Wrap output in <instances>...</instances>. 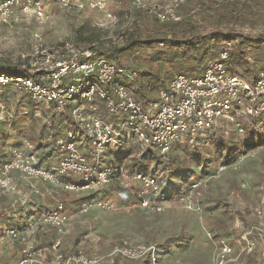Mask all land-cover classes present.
Listing matches in <instances>:
<instances>
[{
    "label": "rangeland",
    "instance_id": "obj_1",
    "mask_svg": "<svg viewBox=\"0 0 264 264\" xmlns=\"http://www.w3.org/2000/svg\"><path fill=\"white\" fill-rule=\"evenodd\" d=\"M130 4L131 0H109L107 11H81L67 10L50 2L44 19L32 9L16 10L8 23H0V65L9 68L19 64L28 69L31 57L61 42L90 45L78 33L84 23L90 22L98 35L92 44L128 68L139 70L136 81L146 93L154 95L156 89L166 86L178 74L201 73L207 58L216 53L224 40L216 38L211 43V53L203 45L189 46L193 54L190 58L185 57L182 44L217 32L235 36L238 51L230 62L235 73L248 80L264 73V0H187L180 9L183 19L178 24H160L143 13H136L131 24ZM194 11L197 16L191 15ZM120 32H126L127 37L113 46ZM35 34L40 37L35 38ZM133 38L138 43L128 48ZM127 85L140 98L136 83L128 81ZM100 109L107 119L104 109ZM53 117L49 104L41 103L34 108V100L26 91L0 85V161L24 141L39 143L49 130L47 120ZM250 121L239 116L215 132L196 136L193 143L175 146L170 154L143 158L150 172L159 176L163 184L168 180L179 182L182 195L191 189V181L206 182L202 196L195 200V210L184 207L179 199L181 194L170 198L164 212L157 213L134 206L139 189L122 190L111 185L96 191L71 193L46 184L55 192L51 200L63 201L71 217L64 235L50 234L55 241H61L60 251L67 256L81 251L91 259H100L99 264H150L148 260L134 261L113 255L116 249L126 245L154 246L158 264H216L222 241L239 252L244 245V234L264 222V145L252 150L242 146L250 132ZM238 125L245 130L243 136ZM69 126L65 116L56 118L50 128L61 133ZM262 128L259 132L264 135ZM224 149L240 153L235 164L220 170L224 165L220 159ZM140 159L135 147L110 150L105 157L107 162H119L135 171L142 170V165H138ZM12 196L0 190V227L22 224L15 217L17 212L21 211L27 220L33 214H42L41 209L52 208L49 203L39 207L38 199L36 203L13 205ZM101 201L115 203L118 210L99 207L97 203ZM87 203L93 206L83 212ZM2 242L0 264H18V243L10 238ZM257 250L243 256L241 263L255 264Z\"/></svg>",
    "mask_w": 264,
    "mask_h": 264
},
{
    "label": "built area",
    "instance_id": "obj_2",
    "mask_svg": "<svg viewBox=\"0 0 264 264\" xmlns=\"http://www.w3.org/2000/svg\"><path fill=\"white\" fill-rule=\"evenodd\" d=\"M186 1L131 0L129 20L132 24L136 13L142 12L160 24H178L183 19L180 9ZM50 2L67 10L107 11L109 0H0V23H8L16 10L32 9L44 19L46 5ZM191 15L197 16L196 11ZM39 37L35 34V38ZM126 37V32H120L113 46L123 43ZM234 51V42H223L216 53L207 58L201 73L178 74L166 86L156 89L154 95L147 92L142 101L127 85L128 81L136 82L140 71L103 55L99 46L64 41L43 49L39 56L29 60L27 71L31 76L0 75V85L14 86L26 91L38 104H49L54 117L47 120L48 125L66 116L70 126L61 133L48 130L39 143L24 141L14 148L0 161V190L7 194L18 192L15 174L71 193L113 185L122 190L139 189L134 206L164 212L169 200L160 199L164 184L159 176L133 172L119 162H107L105 157L110 150L132 147L139 150V156L148 149L167 155L176 145L193 143L196 136L217 130L239 116L253 119L261 127L264 124V73L252 80L235 73L230 66ZM101 107L107 119L101 115ZM34 114L40 117L38 111ZM238 126L243 136L245 130ZM51 147L59 150L58 158L51 166L42 165L43 150ZM64 179L69 181L64 182ZM190 186L189 192L179 199L187 210H195V200L202 196L206 182L193 180ZM97 204L118 210L113 202ZM91 206L93 203H87L83 212ZM70 219L63 202L58 200L50 210L27 222L23 229L0 228V240L10 238L23 243L18 264H99L100 259H91L81 251L72 256L62 253L60 240L51 248L36 245L33 234L42 226H51L62 236ZM243 239L239 252L222 241L216 264H240L243 256L255 252L258 242L263 243V248L256 264H264V222L252 226ZM113 255L158 264L154 246L126 245L116 249Z\"/></svg>",
    "mask_w": 264,
    "mask_h": 264
},
{
    "label": "trees",
    "instance_id": "obj_3",
    "mask_svg": "<svg viewBox=\"0 0 264 264\" xmlns=\"http://www.w3.org/2000/svg\"><path fill=\"white\" fill-rule=\"evenodd\" d=\"M137 13H142V12H137ZM95 31H97V29H94L90 25V22H86L80 27V30L78 31V33L80 35L79 37L81 38V40L83 42L92 44V41L95 40L96 37H98V35L95 34L96 33ZM216 38L224 40L223 42H234V40H235V36L232 35V34H226V33H223V32H217V33H213V34H208V35L203 36V37H199L194 42H190V41L183 42L182 46H183V53H184L185 57H187V58L193 57V54H192L191 50L189 49V46L190 47H197V46L200 47V46L203 45L205 47H208L207 48L208 49V53H211V51H210L211 43H215L216 42L215 41ZM137 43L138 42L135 41L134 38H133L132 40H130V44L128 45V48H129V46L131 47L133 45H136ZM148 43H150V42H148ZM234 44H235L234 53H236V51H238V46H237V44L235 42H234ZM239 46H241V44H239ZM100 52L103 55L109 57L108 55H106V53L104 51H101V49H100ZM234 53H233V55H234ZM203 58L204 57H202V59ZM112 60H114L115 62L121 64L119 62V60L117 58H115V57H113ZM0 75H9V76H15V77L31 76V74L28 73L27 69H25L23 66H21L19 64L15 65V66H10L9 68H4V66L0 65ZM135 83H136L135 88H137L139 90L140 99L143 101L144 99H146L145 91L142 90L143 86H142V84L138 83L137 81ZM38 105L39 104L34 101V108L35 107L37 108ZM250 120H251L250 124H249L250 132H248L247 136H245L243 144H242L243 148L246 149V150H252V149H255L259 145H262V144L264 145V135L260 134V132H259V130H261V128L264 127V124H262L261 127H258L256 122L253 119H250ZM51 125L52 124L48 125V129L49 130H54V128L53 129L50 128ZM217 130H219V129H217ZM215 131L216 130H214L212 132H215ZM44 135L45 134H43L42 137H44ZM182 145H187V144H182ZM121 151H123V150H121ZM237 151L238 150H235L234 152H232V149H229V150H225L224 149V151H223L224 153L220 157V159L224 163V165H223L224 167L231 166V165L235 164V162L239 158V153H240V152H237ZM156 154H160L161 155V153L159 151H155L153 149H148L146 152H144L142 154L141 160L138 162V165H140V164L142 165V170L141 171H135L132 168H130V167L129 168L133 172H141V173L146 174V175H155V174L150 172L149 166L147 164H145V162L143 161L144 160L143 158L146 157V156L153 157ZM180 187H181V185H180L179 182L175 183V182H173L171 180H168L167 183H164V185H163V190H162V193L160 195V199L169 200L170 198H172L174 196H179L181 194L180 193Z\"/></svg>",
    "mask_w": 264,
    "mask_h": 264
},
{
    "label": "crops",
    "instance_id": "obj_4",
    "mask_svg": "<svg viewBox=\"0 0 264 264\" xmlns=\"http://www.w3.org/2000/svg\"><path fill=\"white\" fill-rule=\"evenodd\" d=\"M145 94H146V92H145ZM18 145H21V144H18ZM58 155H59V150L55 147H51L50 149H44L43 150V157H42V160L40 161V163L42 165L51 166L57 160ZM55 156H57V157H55ZM46 158H49L50 160H47ZM51 159H54V161H51ZM15 178L17 180L18 192L16 194H12L13 196H12L11 202H13V205L20 204L23 206L26 203H36V201L38 199V200H40L39 207H44V205H46V203H49V205H51V207H53L55 205V203L58 201L54 198L53 199L56 200L55 202H54V200H51L50 197L51 196L53 197V195H55L53 193H55V192L50 187L48 188L46 186V184H49V183L42 182V181H35V180H27L19 174H15ZM39 182H41L42 185H39ZM49 186H51V185L49 184ZM34 190H37L38 193H33ZM56 195L58 197V194H56ZM48 210H50V209H46V208H44V210L41 209L42 213H44ZM16 214L17 215L15 217H17L16 218L17 221H23V223L18 224L17 227H12V228H18V229H23L27 222H29L32 219L38 218L41 215V214H38V215L33 214V215H31V217L29 219L26 220V219H24L25 216L23 213H21V211L17 212ZM0 228H6V227H0ZM51 228H46L45 226H42L38 231H36L35 234H33L34 235L33 239L35 240V242H37L38 246L43 247V248H51V246H53L55 244V242L58 241V240L55 241L52 238V235H50L51 233L55 234V235L57 234L55 229H53V228L51 229ZM17 243H18L17 245L19 246V261H20L21 251L23 249V243L22 242H17ZM2 246H4V242H2L0 244V247H2ZM262 248H263V246L257 247L258 250L256 252V263L258 260L259 251ZM250 255H252V254H250ZM241 261H242V259H241ZM240 264H243V263L240 262Z\"/></svg>",
    "mask_w": 264,
    "mask_h": 264
}]
</instances>
